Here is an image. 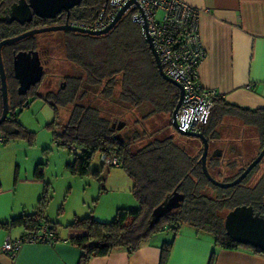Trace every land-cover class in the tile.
<instances>
[{
  "label": "trees",
  "instance_id": "trees-1",
  "mask_svg": "<svg viewBox=\"0 0 264 264\" xmlns=\"http://www.w3.org/2000/svg\"><path fill=\"white\" fill-rule=\"evenodd\" d=\"M12 1L15 0H0V11ZM107 1L82 0L80 5L70 10L68 20L75 23L92 22ZM125 19L129 25H133L132 31L128 33L125 32ZM66 20V13L63 11L55 20H47L46 23H42V20H34L32 24L24 26L0 23V40L13 37L25 29L63 23ZM63 33L68 38L67 58L79 66L82 74L66 75L65 83L57 92L38 93L34 86L25 95L17 94V83L12 71L13 55L21 50L37 49L36 37L24 38L1 49L9 114L0 124V143H7L11 139L33 142L35 133L28 131L19 122L16 109L23 107L28 97L37 96L52 109L54 118L48 123V127L52 130L53 141L74 154L73 161L67 165L72 174L91 175L100 179L101 171L107 164L109 167L121 168L130 179L131 192L138 203L137 208H118L113 219L108 222L86 216L74 218L65 226L83 232L68 239L82 251L78 264H87L92 257L106 256L118 248H128L133 252L154 234L171 231L173 235H177L183 226H190L199 233L210 234L217 248L247 249L264 258V253L257 248L232 241L224 228L226 214L236 206L250 205L256 212L264 213V171L254 180L263 159L235 186L220 188L206 178L200 162L202 142L195 137L181 134L179 135L185 142L182 139L178 141L166 132L167 127L172 125V113L179 91L160 76L140 27L129 17L123 16L109 32L101 36L72 31ZM103 39L110 40L107 47V41L105 42L104 51L101 52L104 57L99 61L96 57L82 56L77 52L78 48L75 49L74 43L77 41L76 43L86 49L94 47L98 51L97 44ZM112 40L115 43L113 48L110 46ZM88 95H93L97 101L94 104L90 100L86 101L91 97ZM102 102L106 108L102 107ZM69 106L71 109L68 118L63 123L60 120V109ZM122 108L138 109L137 122L142 126L132 131L128 138L121 134L127 122L120 131L111 127L112 123L120 121L115 112L122 111ZM1 111L0 94V115ZM162 115H167L169 121L161 122L159 117ZM225 118L238 120L243 125L254 128L258 133L260 150L264 147V108L250 109L235 105L216 95L209 118L200 130L209 142V148L210 144L221 141L219 123ZM117 134L121 141L116 138ZM230 145L227 148L231 153L229 158L236 157L239 160L242 156L240 151ZM102 155L104 160L100 159ZM95 156L101 163V169L91 170L90 165ZM112 158H116L115 165L107 163ZM222 158V155L214 157L208 152L206 159L210 176L222 182L234 180L252 161L245 167L238 166L237 160H231L223 166ZM44 165L43 162L35 165L34 179L43 181ZM174 190L183 195L179 207L168 212L155 225L149 226L152 210ZM48 193L49 183H44L36 211L16 217L1 226L22 227L26 232L21 237L23 238L27 234H34L42 224H47L49 231L58 240L57 224L48 221L43 211ZM171 246L172 242L162 244L160 264H164ZM214 257L213 251L208 264L213 263Z\"/></svg>",
  "mask_w": 264,
  "mask_h": 264
},
{
  "label": "crops",
  "instance_id": "crops-1",
  "mask_svg": "<svg viewBox=\"0 0 264 264\" xmlns=\"http://www.w3.org/2000/svg\"><path fill=\"white\" fill-rule=\"evenodd\" d=\"M184 1L198 10L200 42L205 50L197 67L201 87L214 90L226 102L250 109L264 108V0ZM210 148L220 150L222 154V148L213 144ZM5 151L0 150V157L7 155ZM4 165V177L0 173V247L7 240H17L26 233L20 226L1 224L35 212L44 183H47L45 179H34V169L30 172L25 168L22 172L12 157L11 160L7 157ZM119 169L112 167L107 170L103 192L108 187L110 175L117 176L121 182L117 184L119 188L129 184L127 176ZM2 177L6 182L4 185ZM123 195H117L109 209L136 208V201ZM45 217L57 224L58 240L23 242L13 258L0 252V264H78L82 251L68 239L83 232L65 227L72 220L60 223L57 218ZM183 227L177 235L171 231L154 234L133 252L128 248H118L106 256L92 257L87 264H160L161 247L165 242H172V246L164 264H208L213 251L212 264H264L262 256L247 249L217 248L210 234L199 233L190 226Z\"/></svg>",
  "mask_w": 264,
  "mask_h": 264
},
{
  "label": "rangeland",
  "instance_id": "rangeland-1",
  "mask_svg": "<svg viewBox=\"0 0 264 264\" xmlns=\"http://www.w3.org/2000/svg\"><path fill=\"white\" fill-rule=\"evenodd\" d=\"M124 18H128V16L124 15ZM125 24L127 25V31L125 32L128 33L132 31L133 25H129L127 20ZM63 32L64 31L46 32L36 36L39 50L46 63L43 78L34 89L38 93L44 94L48 91L57 92L61 84L65 83L66 75L82 74L79 66L70 62L67 58L68 51L66 40H68V38ZM109 40L110 39L100 40L97 44L99 47L98 51L94 47H92V49H86L83 45L76 43L77 41L74 44H76L75 49L78 48L77 52L80 55L89 56V58L91 56L96 57V60L99 61L103 56L101 52L104 51L105 42L107 41V47L109 45ZM110 46H112L111 48L115 46L113 40ZM88 96L91 97L86 99V101L90 100L92 102L91 104L97 101L96 97L93 95ZM102 104L104 103L102 102L101 105ZM102 107L106 108L105 104L102 105ZM70 109L71 106L60 109L61 122L64 123L66 121ZM137 111L138 109L127 110L122 108V111L115 112V114H117L116 116H119L120 121L127 122V125L121 132L123 137L128 138L132 131H136L138 128L142 127L140 122H137ZM16 114L19 122L28 131L35 133L34 140L32 143H29L25 139H11L7 143H0V150L5 149V152H7V155L0 157V173L4 177V163L7 157L8 160H11L12 157V160L19 164L22 172H24L25 168L32 172L36 164L43 162V164H45L43 167L44 179L49 183L47 201L43 206L44 215H48L52 219L57 218L60 223L73 220L75 215H78V218L92 216L98 221L108 222L113 219L114 213H116V208L111 210L109 206L117 195L124 194L122 197L130 196V198L136 201L131 192L132 183H130L131 181L128 177L125 178H127L129 184L124 188H119L117 184L121 182L116 179L117 176L109 174L110 176L107 179L108 187H106L105 192H103L104 177L108 175L107 170L112 168L107 164L101 171L102 176L100 179L91 175L78 176L70 172L67 165L69 162L73 161L74 154L70 153L67 148L57 145L53 141L52 130L48 127V123L54 118L53 112L50 105L42 98L37 96L28 97L24 106L16 109ZM159 118L161 122L169 121L167 115H162ZM134 121L136 122L134 123ZM219 125L221 141L213 145L222 148V165L224 166L231 160H237L234 155H232L234 158H229L231 153H229L230 149L227 148L231 144L230 146L240 151L242 155L241 158L237 160L238 166L245 167L260 150L257 131L231 118L223 119ZM166 132L172 134L178 141H181L180 139L183 141L185 140L172 125L167 127ZM213 151L212 149L209 152L212 153ZM232 154L234 153L232 152ZM90 167L91 170L101 169V163L98 161L97 156L93 158ZM13 168H15V164H13ZM119 170L124 174L122 169ZM262 171H264V157L254 180L261 175ZM3 177L1 181L4 185L6 182H4ZM8 180H10L9 176ZM12 181L13 179H11V182ZM135 206L136 208L138 207L137 201ZM58 227L60 230H63L61 228L62 226Z\"/></svg>",
  "mask_w": 264,
  "mask_h": 264
},
{
  "label": "built area",
  "instance_id": "built-area-1",
  "mask_svg": "<svg viewBox=\"0 0 264 264\" xmlns=\"http://www.w3.org/2000/svg\"><path fill=\"white\" fill-rule=\"evenodd\" d=\"M128 3L130 5L123 16L127 15L140 27L144 38L146 33L149 35L163 73L182 88L183 96L171 123L174 120L176 126L184 132H200L218 94L214 90L202 88L198 82L197 67L205 50L200 42L197 8L184 0H108L92 22L70 24L88 30H102ZM100 159L104 160V155ZM108 162L115 165L117 161L112 158ZM54 240L56 237L49 231V226L42 224L34 234H27L14 241L7 240L0 247V252L13 258L23 242Z\"/></svg>",
  "mask_w": 264,
  "mask_h": 264
},
{
  "label": "water",
  "instance_id": "water-1",
  "mask_svg": "<svg viewBox=\"0 0 264 264\" xmlns=\"http://www.w3.org/2000/svg\"><path fill=\"white\" fill-rule=\"evenodd\" d=\"M82 0H17L13 2L5 10V15L0 17L2 21L11 23L17 21L20 24L29 22L32 20L33 15L43 19H54L56 16L61 14L63 11L66 13L67 20L69 12L72 8L80 5ZM130 3L125 5L116 15L115 19L102 30H88L78 26L65 22L62 25H49L40 28L30 29L21 34L13 37L4 38L0 40V94L2 102V111L0 115V124H2L9 113L8 93L6 74L3 67L1 49L6 45H11L24 38L34 36L40 33L54 32V31H72L77 33L88 34L91 36H101L109 32L117 22L122 18L125 10L128 8ZM145 28V25L144 27ZM145 41L153 55L158 72L162 78L170 82L178 88L179 97L177 104L173 110L172 116L174 117L176 110L180 104L183 96L181 86L167 77L163 71L159 61L158 54L153 47L151 38L146 33ZM12 69L15 79L18 81V95H25L27 91L41 80L43 67L40 63L39 54L35 50L30 51H19L13 55ZM125 122L119 121L112 123L111 127L117 131H120L124 127ZM174 129L181 135L195 137L199 139L203 144V151L200 157L201 167L206 178L215 186L220 188H229L239 184L247 174L259 164L264 157V147L256 155L254 159L244 168L234 180L229 182L217 181L210 176L206 168V159L209 152V142L203 136L202 133H191L180 130L174 120L172 123ZM116 138L122 140L120 135L117 134ZM212 156L218 157L221 155V151L217 150L211 153ZM183 195L177 191H173L172 194L167 196L159 205H157L150 214L148 221L149 226L155 225L163 216L173 209L179 207ZM224 228L227 236L234 242L240 245L251 246L257 248L259 251L264 253V213L261 214L253 210L250 205L236 206L230 210L224 218Z\"/></svg>",
  "mask_w": 264,
  "mask_h": 264
},
{
  "label": "flooded vegetation",
  "instance_id": "flooded-vegetation-1",
  "mask_svg": "<svg viewBox=\"0 0 264 264\" xmlns=\"http://www.w3.org/2000/svg\"><path fill=\"white\" fill-rule=\"evenodd\" d=\"M13 2H17V0H15V1H12L11 3H9L8 5H5L3 8H2V10L0 11V17H3L4 15H5V10L7 9V7H9ZM60 15V14H59ZM59 15L58 16H56L54 19H43V18H39V17H37V16H34L33 15V17H32V20L31 21H29V22H25V23H23V24H20L19 22H17V21H12L11 23H7L6 21H2L1 19H0V23L1 24H5V25H14V24H16V25H19V26H24V25H30V24H32L33 22H34V20H42V23H46V21L47 20H51V21H53V20H55L57 17H59ZM65 22H68V23H74L73 21H69V20H66ZM65 22H63V23H54L53 25H62V24H64ZM36 24H37V22H36ZM38 24H40V23H38ZM45 26H49V25H46V24H44L43 26H38V27H34V28H40V27H45ZM34 28H30V29H34ZM30 29H25V30H23L22 32H20L19 34H21V33H23V32H25V31H28V30H30ZM41 34V33H40ZM18 35V34H17ZM38 34H36V35H34V36H30V37H36ZM15 36V35H14ZM30 50H35V51H37L38 52V54H39V59H40V63H41V65H42V67H43V72H42V77H41V80H42V78H43V75H44V72H45V61H44V59H43V56H42V54H41V51L39 50V47L37 48V49H28V50H21V51H30ZM12 71H13V69H12ZM13 77H14V74H13ZM14 80L16 81V83H17V89H18V81L15 79V77H14ZM41 80L38 82V83H36L34 86H36V85H38L40 82H41ZM64 84V83H63ZM63 84H61V86L63 85ZM34 86H31V87H34ZM30 90V89H29ZM28 90V91H29ZM27 91V92H28ZM48 92H50V91H48ZM9 114V113H8ZM8 116V115H7ZM219 157V156H218ZM263 159V158H262ZM260 163V162H259ZM254 210V209H253ZM255 211V210H254Z\"/></svg>",
  "mask_w": 264,
  "mask_h": 264
}]
</instances>
